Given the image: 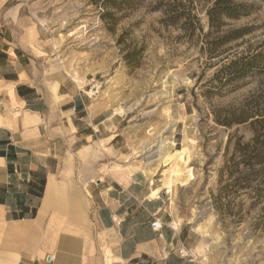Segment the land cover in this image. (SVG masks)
<instances>
[{"label": "rangeland", "instance_id": "1", "mask_svg": "<svg viewBox=\"0 0 264 264\" xmlns=\"http://www.w3.org/2000/svg\"><path fill=\"white\" fill-rule=\"evenodd\" d=\"M31 1L48 65L79 85L103 123L100 138L114 136L112 166L143 173L149 191H161L201 264H264V182L244 187L225 168L234 143L253 135L234 116L264 113V68L236 85L214 79L236 56L264 51V0H235L251 12L224 17L220 32H246L217 46L205 36L214 0H127L120 9ZM175 7L189 16L171 23Z\"/></svg>", "mask_w": 264, "mask_h": 264}, {"label": "crops", "instance_id": "2", "mask_svg": "<svg viewBox=\"0 0 264 264\" xmlns=\"http://www.w3.org/2000/svg\"><path fill=\"white\" fill-rule=\"evenodd\" d=\"M45 49L36 3L0 0V264H201Z\"/></svg>", "mask_w": 264, "mask_h": 264}, {"label": "trees", "instance_id": "3", "mask_svg": "<svg viewBox=\"0 0 264 264\" xmlns=\"http://www.w3.org/2000/svg\"><path fill=\"white\" fill-rule=\"evenodd\" d=\"M93 3H103L106 6H113L117 9L123 8L131 3L127 0H92ZM169 15L171 23L178 22L183 17L189 16L184 8L175 7ZM175 12V13H174ZM251 12L250 5L235 0H214L213 4L207 9L209 30L205 36L209 38L207 43L214 46L221 45L231 40L242 37L246 30L237 28L220 32L223 25V18H238ZM103 15L113 16L112 12ZM188 22V21H187ZM186 28V27H185ZM214 32H220L216 36ZM213 35V36H212ZM264 68V51L257 53H247L236 56L222 65L215 73L214 79L219 80V85L238 84L246 77L262 71ZM253 107L244 108L238 115L234 116V121L238 123L249 122L253 135L248 141H236L233 151L226 160L225 168L232 181H243L244 187H250L253 180L258 184L264 182V113L253 114ZM228 122L227 124H229ZM231 141H229L230 143ZM239 172V176L234 174ZM248 185V186H247ZM264 187H257V192L261 196Z\"/></svg>", "mask_w": 264, "mask_h": 264}, {"label": "built area", "instance_id": "4", "mask_svg": "<svg viewBox=\"0 0 264 264\" xmlns=\"http://www.w3.org/2000/svg\"><path fill=\"white\" fill-rule=\"evenodd\" d=\"M153 225L156 227L157 226V221H154L153 222ZM183 250H181V252H182Z\"/></svg>", "mask_w": 264, "mask_h": 264}]
</instances>
